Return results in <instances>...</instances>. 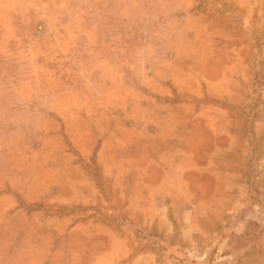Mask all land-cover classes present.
Listing matches in <instances>:
<instances>
[{"label": "rangeland", "instance_id": "1", "mask_svg": "<svg viewBox=\"0 0 264 264\" xmlns=\"http://www.w3.org/2000/svg\"><path fill=\"white\" fill-rule=\"evenodd\" d=\"M263 79L264 0H0L5 264H264Z\"/></svg>", "mask_w": 264, "mask_h": 264}, {"label": "trees", "instance_id": "2", "mask_svg": "<svg viewBox=\"0 0 264 264\" xmlns=\"http://www.w3.org/2000/svg\"><path fill=\"white\" fill-rule=\"evenodd\" d=\"M204 3H205V1H202V4H204ZM125 44H130L131 45L132 41H129L127 43L125 42V43L122 44V46L123 45L125 46ZM78 51H81V49H79ZM8 76L14 77L13 75H8ZM4 78H6V76ZM12 82H14V81H12ZM262 82H264V79H263ZM5 228H6V226H4V229H3V226H0V242L6 239ZM7 257H8V252H5V251L0 249V264H5L6 260H7Z\"/></svg>", "mask_w": 264, "mask_h": 264}, {"label": "crops", "instance_id": "3", "mask_svg": "<svg viewBox=\"0 0 264 264\" xmlns=\"http://www.w3.org/2000/svg\"><path fill=\"white\" fill-rule=\"evenodd\" d=\"M150 262V261H149ZM184 263V262H183ZM132 264H147L146 261L144 262H141V261H138V259H136V261H134ZM154 264V263H153ZM178 264H182V263H178Z\"/></svg>", "mask_w": 264, "mask_h": 264}]
</instances>
